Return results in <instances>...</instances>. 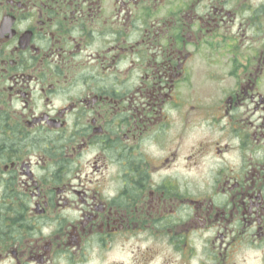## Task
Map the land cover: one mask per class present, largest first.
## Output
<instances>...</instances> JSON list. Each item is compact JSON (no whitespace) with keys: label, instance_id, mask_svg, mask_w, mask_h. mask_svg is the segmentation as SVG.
Segmentation results:
<instances>
[{"label":"flooded vegetation","instance_id":"af4514ba","mask_svg":"<svg viewBox=\"0 0 264 264\" xmlns=\"http://www.w3.org/2000/svg\"><path fill=\"white\" fill-rule=\"evenodd\" d=\"M0 264H264V0H0Z\"/></svg>","mask_w":264,"mask_h":264}]
</instances>
